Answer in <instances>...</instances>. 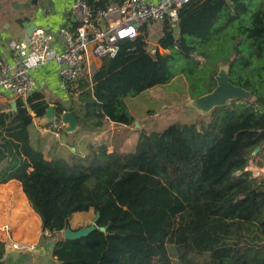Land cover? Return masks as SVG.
I'll return each instance as SVG.
<instances>
[{
    "label": "trees",
    "instance_id": "obj_1",
    "mask_svg": "<svg viewBox=\"0 0 264 264\" xmlns=\"http://www.w3.org/2000/svg\"><path fill=\"white\" fill-rule=\"evenodd\" d=\"M176 15L162 21L153 48L143 26L90 78L67 85L70 102L55 104L56 118L71 112L78 128L64 135L93 138L83 152L72 143L75 151L45 159L32 133L48 105L41 93L0 112V184L20 183L59 264H264V174L246 170L256 157L264 164V0H190ZM178 63L180 72L189 64H211L214 73L224 66L251 99L216 107L207 127L172 123L134 141L128 134L113 140L111 123L135 128L125 100L169 84ZM18 198L15 185L0 187V209L23 210ZM89 211L104 233L57 239L73 215ZM5 255L0 242V264Z\"/></svg>",
    "mask_w": 264,
    "mask_h": 264
},
{
    "label": "built area",
    "instance_id": "obj_2",
    "mask_svg": "<svg viewBox=\"0 0 264 264\" xmlns=\"http://www.w3.org/2000/svg\"><path fill=\"white\" fill-rule=\"evenodd\" d=\"M189 1L120 0L107 7L93 8L83 0H74L69 8L68 23L58 30L59 51L51 48L53 36L37 29L27 39V51L18 53L12 64L0 59V95L9 93L25 103L36 88L30 71L49 62L56 65L59 88L66 90L69 83L80 79L91 59L100 61L114 57L120 41L134 39L143 26L165 19L174 22L176 12ZM44 125L42 131L60 137L63 130L60 118L55 117ZM8 239L14 250L32 248Z\"/></svg>",
    "mask_w": 264,
    "mask_h": 264
},
{
    "label": "crops",
    "instance_id": "obj_3",
    "mask_svg": "<svg viewBox=\"0 0 264 264\" xmlns=\"http://www.w3.org/2000/svg\"><path fill=\"white\" fill-rule=\"evenodd\" d=\"M74 0H0V59L6 60L9 64L13 63V58L21 52H26V42L28 36L34 30H43L53 36L51 48L59 51L61 42L58 37V30L68 23L69 8ZM103 1L107 6L117 4L120 0H94ZM99 60L91 59L90 64ZM90 64L85 69L83 75L92 76L89 72ZM93 72V71H92ZM32 78L36 83L34 92L41 93L48 105L56 107V103L68 106L70 97L66 90L59 88L57 68L54 62H49L36 67L30 71ZM17 100L7 93L0 95V112H8L16 108ZM42 120L34 119L32 133L34 142L38 145L46 160H50L55 155H66L69 151H75L72 143L76 144L78 151V137H90L81 135L75 138L65 136L60 132V137L55 138L51 133L42 131ZM111 125H113L111 123ZM123 130L124 127L120 126ZM102 132H99L101 135ZM98 135V136H99ZM93 140L92 137H90ZM128 138V137H127ZM131 138V137H129ZM89 140V141H91ZM88 141V142H89ZM86 142L85 145L88 143ZM85 147V146H84ZM81 152V151H80ZM255 170L254 175H259L262 169L251 165ZM15 185L20 190L23 198L19 204L24 205L23 210H18L12 206L7 211L6 203L1 205L0 209V242L6 243V255L3 264H59L52 258V244L47 240H41V221L36 213L31 209L28 201L22 192L21 185L16 180H10L0 187ZM12 195V199L17 200ZM9 199V198H8ZM28 211L34 216L35 220L30 223L28 220ZM17 243L31 246L32 248L17 251L11 248L10 240ZM63 240V238L61 239ZM39 249L40 254H33L31 251ZM18 256L22 259L15 260ZM24 256V257H23Z\"/></svg>",
    "mask_w": 264,
    "mask_h": 264
},
{
    "label": "rangeland",
    "instance_id": "obj_4",
    "mask_svg": "<svg viewBox=\"0 0 264 264\" xmlns=\"http://www.w3.org/2000/svg\"><path fill=\"white\" fill-rule=\"evenodd\" d=\"M148 43L150 48L155 46L157 38L162 30V21L152 22L147 25ZM226 40V38H225ZM159 54H168L169 51L157 47ZM194 60L202 63V58L195 56ZM181 64H175L173 69L176 72L175 77L169 84L161 87H154L144 91L134 97H129L125 100L128 111L135 117V128L122 129L120 126L110 125L109 132L113 140L121 141L128 134L130 139L134 141L139 132L146 134L152 132H161L172 123L194 124L200 127L203 124L205 127L213 120L211 111L207 116L197 114L191 108L186 107V102L189 99L197 98L213 88L214 66L205 64L194 66L189 64L185 67L184 72H180ZM98 65V62L90 64L89 72L92 74L93 69ZM218 68V67H217ZM217 71V69H216ZM212 75V78H211ZM78 149L83 152L85 143L91 140L90 137H78ZM129 139V141H130ZM255 155V154H254ZM259 157L248 163L247 169L253 178H260L264 174V164L260 168L263 171L259 175H254V168L251 165L258 167ZM20 200L17 201V203ZM24 207V205H22ZM93 211L87 213H78L70 219L69 226L71 229H80L89 226L94 218ZM28 218L35 220V216L28 211ZM63 238V231L57 236V239Z\"/></svg>",
    "mask_w": 264,
    "mask_h": 264
},
{
    "label": "water",
    "instance_id": "obj_5",
    "mask_svg": "<svg viewBox=\"0 0 264 264\" xmlns=\"http://www.w3.org/2000/svg\"><path fill=\"white\" fill-rule=\"evenodd\" d=\"M32 33V32H31ZM30 33V34H31ZM30 36V35H29ZM28 36V37H29ZM215 86L211 91L194 99H189L186 102V107L191 108L197 114L201 116H207L216 107L221 106L232 100H249L251 99L250 93L238 87L230 82L228 70L224 66H218L216 73L213 75ZM16 104H13L15 107ZM56 117L55 108L53 105H47L44 117L42 118L43 124H48ZM63 125L64 132L67 134H73L77 131L78 122L76 117L69 111H65L59 117ZM258 152V148L253 150V155ZM99 214L96 213L91 224L85 228L71 229L68 225L63 230V241L77 240L86 237L89 233L94 230L105 232L104 227H97V220ZM33 254L42 253L41 250L35 249L31 251Z\"/></svg>",
    "mask_w": 264,
    "mask_h": 264
},
{
    "label": "bare ground",
    "instance_id": "obj_6",
    "mask_svg": "<svg viewBox=\"0 0 264 264\" xmlns=\"http://www.w3.org/2000/svg\"><path fill=\"white\" fill-rule=\"evenodd\" d=\"M251 168H253V167L251 166ZM252 170H255V169H252ZM28 220L30 221V223H32V221H34L33 219L30 220L29 218H28Z\"/></svg>",
    "mask_w": 264,
    "mask_h": 264
}]
</instances>
